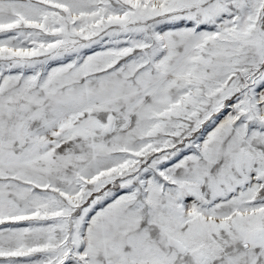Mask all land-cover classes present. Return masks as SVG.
Segmentation results:
<instances>
[{"label": "snow or ice", "instance_id": "snow-or-ice-1", "mask_svg": "<svg viewBox=\"0 0 264 264\" xmlns=\"http://www.w3.org/2000/svg\"><path fill=\"white\" fill-rule=\"evenodd\" d=\"M0 264H264V0H0Z\"/></svg>", "mask_w": 264, "mask_h": 264}]
</instances>
